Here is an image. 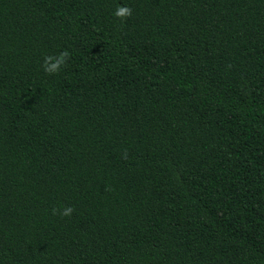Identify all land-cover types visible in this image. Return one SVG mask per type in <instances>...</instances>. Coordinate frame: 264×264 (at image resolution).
Here are the masks:
<instances>
[{"label":"trees","instance_id":"16d2710c","mask_svg":"<svg viewBox=\"0 0 264 264\" xmlns=\"http://www.w3.org/2000/svg\"><path fill=\"white\" fill-rule=\"evenodd\" d=\"M0 264H264V0H0Z\"/></svg>","mask_w":264,"mask_h":264},{"label":"clouds","instance_id":"9594fccd","mask_svg":"<svg viewBox=\"0 0 264 264\" xmlns=\"http://www.w3.org/2000/svg\"><path fill=\"white\" fill-rule=\"evenodd\" d=\"M131 14H132V10L127 6H118L117 10L114 12V15L122 20L126 19L127 17H130ZM69 57H70V53L67 50L61 51L59 55L56 57L46 56L44 58V63L42 65V68L49 75L57 74L60 71L61 67L66 64ZM53 212L55 213L56 210L54 209ZM72 212L73 209L71 207H66L63 209V211L60 214L63 216H70Z\"/></svg>","mask_w":264,"mask_h":264}]
</instances>
